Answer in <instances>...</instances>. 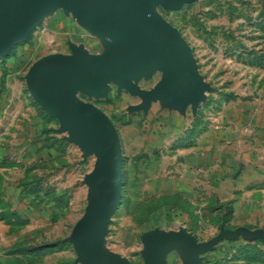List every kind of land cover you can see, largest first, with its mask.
<instances>
[{"label":"rangeland","instance_id":"1","mask_svg":"<svg viewBox=\"0 0 264 264\" xmlns=\"http://www.w3.org/2000/svg\"><path fill=\"white\" fill-rule=\"evenodd\" d=\"M152 10L184 55L173 87L163 59L123 83L67 80L109 119L121 156L119 200L85 244L114 264H264V0ZM131 40L94 35L58 5L0 54V264H87L70 238L99 189L104 137L46 110L26 76L44 56Z\"/></svg>","mask_w":264,"mask_h":264},{"label":"water","instance_id":"2","mask_svg":"<svg viewBox=\"0 0 264 264\" xmlns=\"http://www.w3.org/2000/svg\"><path fill=\"white\" fill-rule=\"evenodd\" d=\"M155 0H0V54L29 36L41 19L58 5L72 9L78 22L97 36L130 35L131 42L118 51L104 55L53 53L38 59L26 80L33 97L66 123L84 127L92 122L104 137L106 152L95 166L99 189L86 213L76 223L71 242L79 258L87 264H114L87 248L86 232L105 220L107 210L119 200L121 156L117 134L109 119L97 107L74 97L67 88L68 78L84 84L102 86L107 81L123 83L153 60L163 59L167 81L174 86L183 72V52L176 33L152 10ZM173 6L175 0H161ZM91 140H99L90 131ZM104 150V149H103ZM95 184L97 180L95 179Z\"/></svg>","mask_w":264,"mask_h":264},{"label":"bare ground","instance_id":"3","mask_svg":"<svg viewBox=\"0 0 264 264\" xmlns=\"http://www.w3.org/2000/svg\"><path fill=\"white\" fill-rule=\"evenodd\" d=\"M159 87H160V85H159ZM159 87H158V88H159Z\"/></svg>","mask_w":264,"mask_h":264}]
</instances>
